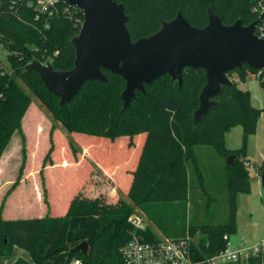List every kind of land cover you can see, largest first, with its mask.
<instances>
[{"label":"trees","instance_id":"1","mask_svg":"<svg viewBox=\"0 0 264 264\" xmlns=\"http://www.w3.org/2000/svg\"><path fill=\"white\" fill-rule=\"evenodd\" d=\"M117 1L123 3L129 17L127 27L133 40L156 32L163 21L174 18L179 10L199 27L208 24L209 8L226 24L241 18L249 25L258 17L252 0ZM83 21V10L65 0L58 2L53 12L38 11L21 0L3 1L0 43L9 51L12 71L0 65V159L18 132L21 163L1 200L0 212L21 182L38 172L46 214L17 219L0 216V255L9 256L19 246L30 252L33 264H44L64 251H68L70 259L75 257L83 264H124L121 249L134 237L149 241L161 238L149 225L139 229L133 224L130 217L138 206L166 236L189 234L193 259L206 261L226 248L229 241L226 235L230 237L237 232V195L251 190L246 140L256 131L262 110L253 105L250 90L239 87L238 80H234L233 85L223 86L215 97L218 103L195 125L193 115L199 107L207 76L203 67L189 66L183 70L181 87L170 74H164L146 84V92L136 90V97L127 108L121 99L126 80L105 69L109 84L85 81L70 104L60 105V97L48 90L36 70L26 71L25 65L38 59L50 61L57 69L73 68L76 49L72 37L79 33ZM258 71L245 64L229 75L235 72L239 80L245 81L249 72ZM260 80L264 88V75ZM32 94L43 101L70 135L63 138L60 157L56 123L49 130V148L44 145L42 152H32L34 136L23 126L33 102ZM238 124L243 126L244 143L232 149L227 147L225 135ZM76 136L81 137L82 144L113 178H120L119 183L132 204L117 196L99 170L84 160L80 162L81 154L73 141ZM199 145L212 147L225 159L229 212L223 223H193L187 218L192 175L206 191L196 150ZM131 150L136 164L129 168L131 180L128 182L123 176V164ZM230 155H233L232 163L228 162ZM58 168L66 175L53 182L50 171ZM256 171L264 173V161ZM9 174L8 171V178ZM64 183L71 187L68 195V189H62ZM181 206L184 215L178 216L177 208ZM63 210L65 214H58ZM88 214L98 215V228L87 238V253L73 251L81 240L67 241L70 218ZM163 219L174 228L172 232H168ZM15 264L30 263L18 259ZM225 264H264V248L247 259Z\"/></svg>","mask_w":264,"mask_h":264},{"label":"water","instance_id":"2","mask_svg":"<svg viewBox=\"0 0 264 264\" xmlns=\"http://www.w3.org/2000/svg\"><path fill=\"white\" fill-rule=\"evenodd\" d=\"M67 1L84 12L80 31L72 37L76 49L74 67L57 69L50 61L43 63L38 59L25 65L26 71L39 73L48 90L60 97V105L70 104L85 81L109 84L110 79L103 69L126 80L121 99L127 108L136 97V90L146 92V84L158 77L168 73L181 87L185 67H203L207 82L193 115V122L198 125L218 103L215 97L223 86L234 84L229 72L242 69L245 64L264 70V38L255 33L259 19L249 25L241 18L226 24L209 8L208 24L199 27L179 10L174 18L163 21L156 32L133 40L123 3L117 0ZM232 161L233 155H230L228 162ZM88 249L87 239L72 248L84 253Z\"/></svg>","mask_w":264,"mask_h":264},{"label":"rangeland","instance_id":"3","mask_svg":"<svg viewBox=\"0 0 264 264\" xmlns=\"http://www.w3.org/2000/svg\"><path fill=\"white\" fill-rule=\"evenodd\" d=\"M8 52V49L2 43H0V65L11 72L12 68L9 62ZM230 76L238 77L235 72H233ZM237 84L243 89L250 90L253 105L261 109L262 112L258 120L256 131L250 134L246 140L245 157L249 159L251 164H253V167L249 168L252 175L251 193L250 196L247 197V200H244L243 197L240 198L242 207L240 208L241 212L239 218V230L230 236V238L235 242L239 239H244L245 237L249 238L250 240H259L264 233L262 218L264 215V204L262 200L263 189L259 186L258 179L256 177V167L262 164L264 160V88L261 84L260 77L257 75V73L252 72H249L245 81L238 79ZM32 99L33 102L29 107L26 117L23 121V126L26 132L32 133L31 135L36 138L35 139L33 137L32 139V145H34V147H32V152H42L41 149L45 148L44 145H48L49 148V130L52 124L56 123L58 126V157H60L63 138L67 139V137L70 135L68 134L65 127L53 117V114L39 97L32 94ZM79 138L81 137H73L74 144L79 151L78 154H81V156L85 155V160L97 170H99L102 177L106 180V183L114 189V178L112 177L111 172L106 170L95 161L93 155L85 149ZM225 142L227 147L232 149L242 147L244 143L243 126L238 124L227 131L225 135ZM9 149L10 151L12 150V154L16 153L15 155H10L12 161L14 162L9 169L10 174L8 179L11 180L14 178L13 175L15 176L17 174L15 172L14 164H16L18 160H20L19 163H21V136L18 132L13 136L8 146V150ZM196 150L200 158L201 168L205 175L206 191H204L202 186L199 185L196 177L193 178L192 175L191 200L189 204L190 209L188 211L187 218L189 222L193 223H223L227 220L229 212V195L226 183L225 159L222 158L215 151V149L207 145H199L197 146ZM35 155L36 154H34L33 157H35ZM36 174L40 185L39 173L36 172ZM65 175L66 174L61 170V168L50 171V177L53 182L59 180V176ZM116 194L126 203L132 204L123 187L119 188ZM32 203L35 211L41 208L43 209L42 202L37 200V198H33ZM177 209L179 211L178 216H183V207L181 206ZM3 211L4 209L2 212H0V216L5 218ZM131 216L141 218L145 225H149L151 228H153L158 236H165V231L152 224L147 214L144 213L140 207L135 206ZM76 220L78 222L72 227L70 238H74L76 235L80 234V230H84L82 221L85 219L79 216ZM163 221L167 226L168 232H172L174 228H172L171 224H168V220L163 219ZM199 236L200 234L197 235V238ZM74 259L75 257L70 259L68 251H64L54 256L52 259L47 260L44 264L49 261H54L59 264H73L72 261Z\"/></svg>","mask_w":264,"mask_h":264},{"label":"built area","instance_id":"4","mask_svg":"<svg viewBox=\"0 0 264 264\" xmlns=\"http://www.w3.org/2000/svg\"><path fill=\"white\" fill-rule=\"evenodd\" d=\"M3 1L4 0H0V21L3 15ZM21 1L26 2L28 6H34L38 11L53 12L57 3L61 0ZM252 2L253 11L258 14L257 19H259L255 28V33L260 38H264V0H252ZM69 5L78 7L70 3ZM257 75L261 78V76L264 75V70L259 69ZM230 77L233 81L238 80V77ZM246 164L249 168L253 167V164L249 161H247ZM263 175L264 173L256 171V177L263 189L262 200L264 204ZM130 219L137 228L145 229L146 225L141 218L131 216ZM226 237L229 240L226 248L216 255L209 257L206 261L193 259L190 246L192 237L189 234L180 237L163 236L158 241H149L145 238L134 237L122 247L121 251L124 258V264H205V262L209 264H225L247 259L250 255L256 254L264 248V233L259 240L253 242L248 238L235 242L228 235H226ZM72 262L73 264H83L80 259H74Z\"/></svg>","mask_w":264,"mask_h":264},{"label":"crops","instance_id":"5","mask_svg":"<svg viewBox=\"0 0 264 264\" xmlns=\"http://www.w3.org/2000/svg\"><path fill=\"white\" fill-rule=\"evenodd\" d=\"M85 149H86V147H85ZM86 150L91 154V152L88 149H86ZM12 153H13L12 150L10 151V149L9 150L7 149L4 152L2 158L0 159V203H1V200L4 196V194L6 193V191L8 190V188L10 187V185L13 182V179L9 180L8 176H7V172L9 171L10 166L14 163L12 161V158L10 157V155L16 154V153L15 154H12ZM132 154H133V152L131 150L129 152V154L127 155V157L125 158V163L123 164V166L125 167V169L123 170V172H124L123 176H125V178H127L128 182H130V180H131V175L129 173V170L132 167H134V165L136 164V159L132 156ZM84 157H85V155L81 156L80 162H82L83 160L86 161ZM95 161L99 165H101L96 159H95ZM19 162H20V160H18L17 163L14 164L15 172L18 169ZM119 179L120 178H118V176H114V190L116 193H117L118 189L122 187L121 184L119 183ZM258 184H259V182H258ZM259 186H260V184H259ZM64 188L68 189L66 192V194L68 195L71 187L64 183L62 189H64ZM78 190H79V188H77L74 193H77ZM41 191L42 190H41L40 185H39V180H38L37 174L33 173L31 175H28L27 178L24 179L21 182V184L7 198L6 203H5V207H4V211H3V213H4L3 215L5 216V219L31 218V217H35V216L45 215L46 214V208L42 202V192ZM250 193H251V190L249 193L239 192L237 195V204H238V211H237V228L238 229H237V231L239 230V218H240V212H241L240 208L242 207L240 198L243 197L244 200H247V197L250 196ZM73 195L74 194H72L71 196H73ZM33 198H37V200H40L42 202L43 209L41 208V209H38L37 211L34 210V206L32 203ZM65 213H66V211L63 210V211L59 212L58 214L61 215V214H65ZM79 216H81L85 220H87V221H85V220L82 221V224L84 225V227L83 226L82 227L84 228V230H80V232H79L80 234L76 235L74 238H70L71 229L75 224H77L78 221L76 219ZM262 218H263V216H262ZM74 220H76V221H74ZM98 223H99V217L96 214L72 216L70 218V226H69V230H68L67 241L68 242H75V241L87 239L89 237V235L98 228ZM168 237H170V236H168ZM196 238H197V236H196ZM245 238H247V237H245ZM240 240H243V239H239L237 241H240ZM250 241L253 242V241H257V240L254 239V240H250ZM18 259H23V260L29 262L30 264L34 263L33 258H32L29 251H27L26 249H24L22 247L15 246L11 255H9V256L0 255V264H15V262ZM46 264H59V263H56L54 261H49Z\"/></svg>","mask_w":264,"mask_h":264}]
</instances>
